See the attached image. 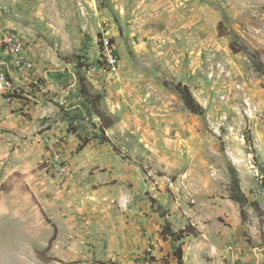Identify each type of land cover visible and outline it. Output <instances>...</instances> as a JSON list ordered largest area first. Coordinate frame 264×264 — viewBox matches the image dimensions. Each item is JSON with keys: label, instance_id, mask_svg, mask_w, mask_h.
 I'll return each instance as SVG.
<instances>
[{"label": "rangeland", "instance_id": "rangeland-1", "mask_svg": "<svg viewBox=\"0 0 264 264\" xmlns=\"http://www.w3.org/2000/svg\"><path fill=\"white\" fill-rule=\"evenodd\" d=\"M0 33L41 87L33 105L0 99V264H178L163 226L195 233L182 264L217 262L221 236L264 264V76L249 57L264 64V0H0ZM105 41L117 63L101 68ZM79 75L113 146L79 149L98 122Z\"/></svg>", "mask_w": 264, "mask_h": 264}, {"label": "trees", "instance_id": "trees-1", "mask_svg": "<svg viewBox=\"0 0 264 264\" xmlns=\"http://www.w3.org/2000/svg\"><path fill=\"white\" fill-rule=\"evenodd\" d=\"M230 49L233 53H238L242 51L241 49L234 50L233 44L230 45ZM249 57L251 59L254 70L257 71L262 76H264V64L260 61V59L257 58L255 52L249 54ZM79 67L81 69V66ZM78 82L80 86L79 94L81 99L83 100L82 105L84 107L86 116H94L98 119L97 124H92L91 126L92 131L88 132L86 137L80 138L81 144L79 146V149H82L87 143H89L92 140L98 141L102 144L107 143L113 146V142L110 140V138L106 133L107 130L113 125V119L101 110L100 97L90 93L86 85V79L79 75ZM176 90L179 92L182 101L187 109H189L194 114H200V115L203 114L202 107L195 101V99L192 97L189 89L186 86L178 83L176 85ZM71 132L76 133L77 132L76 128H73ZM233 180L235 185L234 188L236 190L238 186L235 180V176L233 177ZM233 200L239 203L240 205H243L246 201L242 195H238V196L234 195ZM160 236L163 240L171 239L172 241L178 244V248L174 255L177 259L178 264H182L181 246L183 245V241L189 236H195V233L192 230L188 231L187 228H185L182 231L173 232L170 227L163 226L162 231L160 232ZM42 254L44 253L37 252L39 258Z\"/></svg>", "mask_w": 264, "mask_h": 264}, {"label": "built area", "instance_id": "built-area-1", "mask_svg": "<svg viewBox=\"0 0 264 264\" xmlns=\"http://www.w3.org/2000/svg\"><path fill=\"white\" fill-rule=\"evenodd\" d=\"M22 51V42L16 34L0 33V99L7 102H13L22 97L28 98L27 87L23 84H18L15 74H13L14 70H12L16 69L18 73L24 75L33 73V63L22 56ZM4 57L9 58V67H12L11 71L7 68ZM116 63L113 47L108 41H105L99 65L101 68H106L112 67ZM222 70L220 64H217L213 67L212 73L216 71L222 72ZM93 71H96V67H93Z\"/></svg>", "mask_w": 264, "mask_h": 264}, {"label": "crops", "instance_id": "crops-1", "mask_svg": "<svg viewBox=\"0 0 264 264\" xmlns=\"http://www.w3.org/2000/svg\"><path fill=\"white\" fill-rule=\"evenodd\" d=\"M4 59L6 60L7 68H9V70L12 69V67H9V58L4 57ZM12 70H14L13 74H15V77H16L15 79H17L18 84L25 85L27 87L26 92H28L27 93L28 98L22 97L18 100V103H20L21 105L30 103V105H33L34 102L37 101V97L39 93L41 92L40 91L41 87L38 84L37 79H34L32 74L24 75V74L18 73L16 69H12ZM221 242L223 244H227L228 246L227 248L224 246V248L222 249V252L221 253L218 252L216 254L218 255L217 256L218 260L217 262H214L213 264H261L262 259L260 256H257V258L252 256L250 257L252 258V261L251 260L248 261L249 256L241 254L242 252H236V253L229 252L228 248L233 249L234 245H237L238 247H240V241L236 242L235 240L233 241V239L230 240L229 237L221 236ZM196 264H211V263L208 261L207 258L197 254Z\"/></svg>", "mask_w": 264, "mask_h": 264}]
</instances>
